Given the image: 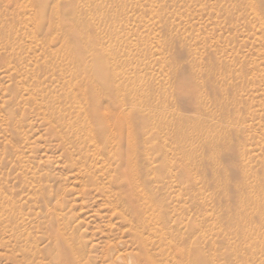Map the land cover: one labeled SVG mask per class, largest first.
Instances as JSON below:
<instances>
[{
	"label": "rangeland",
	"instance_id": "rangeland-1",
	"mask_svg": "<svg viewBox=\"0 0 264 264\" xmlns=\"http://www.w3.org/2000/svg\"><path fill=\"white\" fill-rule=\"evenodd\" d=\"M198 261L264 264V0H0V264Z\"/></svg>",
	"mask_w": 264,
	"mask_h": 264
},
{
	"label": "bare ground",
	"instance_id": "bare-ground-1",
	"mask_svg": "<svg viewBox=\"0 0 264 264\" xmlns=\"http://www.w3.org/2000/svg\"><path fill=\"white\" fill-rule=\"evenodd\" d=\"M68 14H72V12L71 11H69L68 12ZM76 34V33H75ZM89 41V43H90V40L88 39V38H82V42L83 43H85V42H88ZM100 56L96 53V54H93L92 55V61H93V63H94V65L97 67V65H99V62H100ZM102 86L104 87V89L107 87V82L105 81V82H103L102 83ZM88 87V86H87ZM87 89H85V92H87L86 91ZM89 92V91H88ZM142 131V130H141ZM148 136H150V133H148L147 134ZM151 137V136H150ZM131 148V154L132 155H134L133 153H134V149H133V147H130ZM130 172H129V174L127 173V179H129V180H131V181H133V182H136V180H137V174H136V169H135V166H134V164H130ZM139 184V183H138ZM136 185H137V182H136ZM143 194V193H142ZM142 201H144V203L145 204H150L148 207H146V209L147 210H150L151 211V213L153 214V210H151V204L153 203L152 202V199H150L149 197H146V196H144V194L142 195ZM141 206H144L143 204L141 205ZM197 264H201V261H198L197 262Z\"/></svg>",
	"mask_w": 264,
	"mask_h": 264
}]
</instances>
